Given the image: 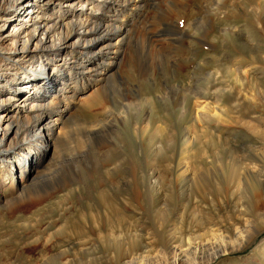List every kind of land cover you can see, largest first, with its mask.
<instances>
[{"label":"rangeland","instance_id":"374dc122","mask_svg":"<svg viewBox=\"0 0 264 264\" xmlns=\"http://www.w3.org/2000/svg\"><path fill=\"white\" fill-rule=\"evenodd\" d=\"M151 2L120 73L82 94L44 165L25 164L23 187L1 173L0 264H174V247L180 264H264V0ZM113 206L128 230L109 239L96 225L118 224ZM212 229L235 249L188 251Z\"/></svg>","mask_w":264,"mask_h":264},{"label":"bare ground","instance_id":"6f19581e","mask_svg":"<svg viewBox=\"0 0 264 264\" xmlns=\"http://www.w3.org/2000/svg\"><path fill=\"white\" fill-rule=\"evenodd\" d=\"M151 1L0 0V18L8 12L14 25L8 36L0 33V176L5 173L11 179V187L19 178L22 187L26 185L25 164L30 169L44 165L47 151L55 149L62 135L61 125L82 94L91 88L97 90L120 73L128 54L126 46L133 41L137 24L147 14ZM31 8L36 10L34 15L27 13ZM25 80L28 84L20 86ZM196 105L209 107L201 101ZM30 130H33L30 135L34 143L26 137ZM10 135L15 141H9ZM187 135L190 139L189 132ZM31 145L33 153L26 150ZM5 185L0 177V204L8 197ZM109 211L118 224L111 216L105 217L96 225V232L110 239L114 231L128 230V212L117 206ZM211 232L213 237L208 243H202V239L188 241V251H211L209 257H217L235 249L226 240L224 231L212 229ZM112 246L107 244L105 248ZM173 251L176 253L174 264H180L185 256L182 253L187 251L178 247ZM63 255L56 264H85L80 260L62 262ZM204 259L203 255L197 256L193 264H204Z\"/></svg>","mask_w":264,"mask_h":264}]
</instances>
